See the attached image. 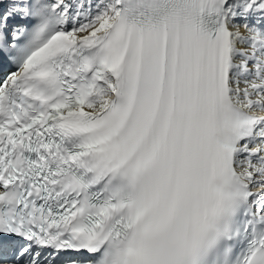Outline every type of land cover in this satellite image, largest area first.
<instances>
[{"label": "snow or ice", "instance_id": "obj_1", "mask_svg": "<svg viewBox=\"0 0 264 264\" xmlns=\"http://www.w3.org/2000/svg\"><path fill=\"white\" fill-rule=\"evenodd\" d=\"M0 264H264V0H0Z\"/></svg>", "mask_w": 264, "mask_h": 264}]
</instances>
